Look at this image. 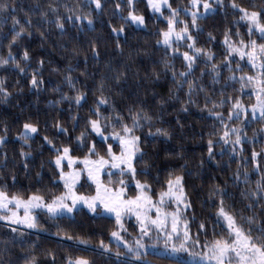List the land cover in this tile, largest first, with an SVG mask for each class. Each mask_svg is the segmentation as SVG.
Wrapping results in <instances>:
<instances>
[{
  "label": "trees",
  "instance_id": "trees-1",
  "mask_svg": "<svg viewBox=\"0 0 264 264\" xmlns=\"http://www.w3.org/2000/svg\"><path fill=\"white\" fill-rule=\"evenodd\" d=\"M0 2H6L10 8L16 7L14 14L21 23L26 13L32 20L29 29L31 35L27 32L22 34L18 43L11 48L12 56L21 67L26 68L25 73H20L11 61L6 66H0V78L4 79L3 86L10 93L6 100L0 93V136L5 137L0 142V189L9 195L16 193L25 198L38 190L39 194L49 199L53 194H60L63 185L53 162L57 153L43 138L48 136L53 139L57 148L69 146L71 154L78 157L84 156L88 151L87 145L93 142L97 151L104 152L107 143L86 127L87 120L96 118L98 109L101 123L107 126L106 134L111 133L109 120L115 122L118 115L131 126L130 108L132 112L139 110L141 116L147 113L152 117L150 121L141 119V126L135 133L140 137V147L144 152L135 162L136 180L147 182L151 186L150 194L156 199V193L166 187L165 181L170 173L173 178L175 175L183 177L185 200L192 206L185 208L183 219L188 221L187 229L194 239L200 241L201 248L206 241L227 234L226 223L217 215L221 190L225 210L234 214L245 228L247 216L256 214L259 218L264 215L255 205L248 208L249 204L258 203L255 197L249 196L251 191L256 190V182L264 183V130L261 129L264 122L260 116L253 118L250 111L247 117L242 113L239 121L235 118L228 121L230 104L226 102L214 106L219 105L222 94L224 97L240 96L245 105L256 103L253 87L248 85L244 76V73L255 74L251 71V65L238 54H233L229 61L224 60L227 54V45L224 44L226 30L230 32V42L238 46L241 39H249L247 22L239 19L241 14L231 7L230 0H221V3L215 1L213 11L199 16L197 28L191 27L192 19L185 11L190 7L188 0H168L171 8L179 13L176 28H183L187 24L189 34L195 37V47L208 49L215 57L212 61H207L203 56L197 57L192 74L187 77L195 81L190 97L185 96L188 90L186 81L183 88L177 91L172 72L185 70L182 53L189 51L192 54L188 48L191 41L174 42L171 49L157 43L162 37L161 31L167 29V18L171 16L169 7L157 15L150 13L146 0H134L135 13L145 17V24L136 27L130 20L125 22L129 11L127 0H101L103 6L100 9H96L91 0ZM235 2L246 8L260 4V0ZM118 3L121 5L119 10L116 8ZM49 5L55 6L56 11L53 12ZM40 12H45V16L41 17ZM77 15L89 16L92 25L89 26L86 20L76 21ZM57 16L64 24L63 31L56 27ZM69 17L72 19L69 20ZM122 25L123 33L112 32L113 27L118 29ZM11 28V19L5 24L3 14H0V33H7L10 39ZM238 31L239 36L236 35ZM251 38L258 44L264 43L258 32H254ZM8 39L0 40V57L8 56ZM93 42L97 44V56L91 52ZM177 48L179 54L174 55ZM25 50L30 56L28 61L22 59ZM41 60L42 66L39 64ZM165 60L168 61L167 68ZM212 64L218 66L216 80L213 79ZM237 64L241 66V71H236ZM36 69H39L37 79L42 83L33 87L29 81ZM259 71L257 68L256 72ZM119 73L124 75L117 83L115 77ZM157 75L159 79L155 78ZM68 76L72 77V85L67 80ZM230 76L235 79H228ZM100 81L104 83L103 89L99 87ZM201 88L203 91H200ZM77 92L85 94L79 105L74 99ZM173 92L176 97L170 99ZM65 96L71 99H64ZM98 98H106L108 103L99 104ZM185 100L192 101L184 105L187 111L181 108ZM209 108L223 114L227 128L209 114ZM73 116L79 119L73 120ZM57 120L67 129V133L57 132L53 127ZM25 122L34 123L39 128L38 133L29 137L27 144L19 138ZM115 126L119 127L118 124ZM157 127L168 129L170 138L155 134ZM233 127H239V134L243 137L242 143L235 146L239 155L233 154L232 143L225 145L219 140L223 131ZM81 132H85L84 146L76 140ZM150 132L153 135H149ZM209 139L216 141L211 159L208 153ZM231 139H235V134ZM107 142L119 149V143L111 137L107 138ZM21 149L29 155L21 158ZM253 150L259 154L258 165L255 166L251 161ZM246 169L247 178L244 176ZM237 172L239 179L236 178ZM114 173L113 180L118 182L123 179L128 195H136L137 189L131 183L132 176ZM102 180L107 183L108 174H104ZM86 186L91 193L92 185L86 181L78 189L85 191ZM213 191L216 195L210 196ZM261 199H264V195ZM242 217L245 219L242 220ZM35 218L37 227L32 231L17 229L13 232V227L0 223V260L5 264L9 261L11 264H23L24 259L31 256L36 257L37 264H52L53 259L55 264H67L69 259L76 257L86 258L90 264H143L145 259L148 264H176V258L149 252L141 253V260L126 254L122 247L110 240V233L117 228L115 219L93 214L83 207L76 209L71 216H49L40 211ZM201 223L206 225V229H199ZM124 226L127 229L122 233L124 239L140 236L134 221L124 220ZM69 236L72 239H68ZM100 241L108 244L111 251L105 253L99 247ZM117 250L125 255L117 257ZM49 251L54 257L47 255Z\"/></svg>",
  "mask_w": 264,
  "mask_h": 264
},
{
  "label": "snow or ice",
  "instance_id": "snow-or-ice-1",
  "mask_svg": "<svg viewBox=\"0 0 264 264\" xmlns=\"http://www.w3.org/2000/svg\"><path fill=\"white\" fill-rule=\"evenodd\" d=\"M217 3H221V0H216ZM91 3L95 4L96 9L102 8L101 0H91ZM129 5V11L125 22L130 20L134 24H145V17L140 14H136L133 8L134 0H127ZM148 6L154 12H161L163 5H168L171 9V16L167 18V30L161 31L162 41H157V43H163L167 48L171 49L172 47V37L175 36L176 40H181L185 36L188 41L191 43L188 44V48L192 50L190 55L189 51H184L182 53L185 64V70L177 73L176 71L172 72V78L175 83L177 91L181 90L184 86L185 81L187 82V92L185 96L190 97L191 93L195 86L194 80H188L187 77L192 74L193 66L198 56H203L207 61H212L215 57L214 54L203 48L195 47V37L189 34V26L184 25L183 28H180L179 31L175 30L176 18L179 15L178 10L171 8V5L168 4V0H147ZM191 8H197L202 3V6L207 13L212 8V3L210 0H188ZM231 7L236 9L241 14L239 19L246 21L249 32V39L247 41L241 39L239 41V46L235 43L230 42L231 35L228 30L225 31L224 44L227 45V54L224 56L225 61H229L233 54H238L242 59L247 57L248 63L251 65V71L255 74L244 73V76L247 77L248 85L253 87L252 94L256 97V103L245 105L242 103L241 97L228 96L224 97L221 95L219 105L221 106L224 103H229L230 107L228 109V121L235 118L237 121L241 119V114L243 113L245 117L248 115L249 109L255 117L257 111L260 113V120L264 122V43H257L255 39H252L254 32L260 34V39L264 40V0H260L259 6L252 4L250 8L243 7L235 2V0H230ZM53 12L56 11V7L49 5ZM121 5L118 3L116 5L117 10H119ZM191 9H188L190 11ZM17 12L16 7H9L6 2H0V14H3V22L6 24L11 19L12 28H11V38L8 39L7 33H0V40L8 39L7 47L9 48L8 56L0 57V66H6L11 63L18 69L20 73H25L26 68L21 67L20 63L12 56L11 48L16 45L19 39L22 37V34L28 33L31 35L29 29L32 27V20L25 14V20L21 23V20L14 13ZM192 15V28H197L196 23L197 19L201 15L198 11L191 12ZM40 16L44 17L45 12H40ZM69 20L72 18L69 17ZM76 21L86 20L88 25L91 26L93 21L89 16H79L75 17ZM56 27L61 31L64 30V24L61 22V17L57 16ZM181 23H184L181 21ZM17 27L19 30L17 31ZM113 33H123V25L120 28H112ZM43 35V33L41 34ZM210 38L214 39V37ZM239 36V31L236 33ZM119 48V43H117ZM91 52L94 56L98 55L97 44L93 42L91 44ZM179 54V49L174 50V55ZM22 59L28 61L30 59L29 53L25 50L22 54ZM39 64L42 66L43 61H39ZM165 68L168 67V61H164ZM257 67L260 71L256 72ZM211 69L213 72V79L216 80L218 76V66L217 64H212ZM56 69H53L55 71ZM231 70V68H230ZM39 69L33 71V75L29 84L33 87H36L42 83V80L37 79L36 72ZM69 71L71 68L69 67ZM236 71H241V66L237 64ZM124 73H119L115 77L117 83L120 82L121 76ZM244 76L241 77L243 81ZM179 77V78H178ZM159 79L157 75L155 77ZM228 79H235L234 76L228 77ZM67 80L70 85H72V77L68 76ZM4 79L0 78V93H3V99H7L10 95L7 88L3 86ZM245 85L242 83V87ZM74 87V85H73ZM99 87L103 89V81L99 82ZM203 91V88L200 89ZM85 94L82 92H77L74 99L77 105L84 99ZM176 97V93L173 92L170 95V99ZM64 99H71L67 96L63 97ZM234 101V102H233ZM99 104H107L108 100L106 98H98ZM59 103V101H57ZM163 103V101H159ZM192 103L190 100H185L181 104V108L184 111H187V108L184 107L185 104ZM209 114L212 115L215 119L219 120L221 124H227L224 120L223 114L220 112L214 111L212 108L208 109ZM129 115L131 119V126L129 123L124 122L122 116H117L115 122L109 120V125L112 126L111 133L106 134L107 126L101 123V113L97 109L95 112L96 118L88 119L86 122V127H89L92 132L97 136L104 137L105 143H107V149L104 152L97 151L95 143L87 145L88 151L83 158L72 156L70 153L72 149L69 146H62L57 148L54 144L53 139L45 136L44 141L51 146V148L57 153L54 157V163L56 169L59 172V180L63 183L65 191L60 194H53L51 198H46L45 195L39 194V190L35 193L28 194L26 198L22 195L13 193L9 195L3 189H0V209L6 211L7 214L0 215V220L10 221L12 224H23L28 228H36V218L33 215V209H44L50 216H57L64 212L71 213L78 203L83 202V204L89 209L90 212H97L98 209H103V211L113 214L115 216L116 225L123 229L124 224L122 218L125 215H134L137 223L140 225V236L135 240V246L133 247L127 241H124V247L127 249L128 253H131L137 260H141V249H145L147 245L143 243L145 237L151 238L150 234L153 230V227L158 233H164V244L163 247L165 251L170 255H176L179 253H186L189 257L200 258L199 264H264V215H261L259 218L256 214L249 215L246 217L247 228L243 224L237 221V218L234 214H231L225 210L224 200H223V191L221 190V200L220 206L217 209L218 217H222L227 227V234L221 235L219 238L213 239L211 241H206L203 245L202 251L197 252L195 249L200 247V241L194 239L188 230H183L181 235V229L179 228V223L182 222L187 229L188 221L186 219H181L182 214L179 211V208L175 211L168 212L165 210V204L175 202L177 204L184 203L185 208H191V203L186 202L185 197L186 193L183 186V177L181 175H175L172 177L171 173L169 178L165 181L166 187L162 188L161 191L156 193V199L150 194L151 186L141 181L136 180L137 169L135 167V162L139 157L144 155L142 148L140 147V137L137 136L136 130L141 126L139 121L141 119L145 121H150L152 119L147 113H144L141 116L140 111L132 112L129 108ZM73 120H78L77 116L72 117ZM179 123V121H177ZM119 125L116 127L115 125ZM53 127L57 132L67 133V129L63 128L60 121H56ZM181 127H183L181 125ZM261 129L264 130V123L261 124ZM23 130L20 133V139L24 141L25 144L28 143L30 134L38 133L39 128L36 124L31 122H25L23 124ZM240 128L233 127L222 132L219 136V140L223 141L225 145L232 143L233 149L232 152L235 155H239L236 151L235 146L242 143L243 137L239 134ZM155 134L161 135L165 138H170V131L166 128L157 127L155 129ZM235 134V139L232 140L231 136ZM111 136L112 140L119 142V152L117 153L114 148L115 145L107 142V137ZM153 135V133H149ZM215 135V133H213ZM84 136L85 132H81L80 136L76 137V140L84 146ZM5 139L4 136H0V142H3ZM216 141L209 139L208 140V153L209 158H212L213 149L215 147ZM29 153H26L21 149L20 156L24 158L28 156ZM258 153L253 150L251 153L252 164L258 165ZM93 157H95L93 159ZM67 160V168L69 171H64L62 162ZM77 161L83 165V168H75L74 164ZM239 164V161H237ZM4 164L7 165V158H4ZM105 166H109L107 169L108 181L105 183L101 179L102 171L105 170ZM27 168V164H25ZM112 169L119 170L121 176H125L128 173H131L132 179L135 181L137 194L132 197H128L125 192V181L120 179L118 182L113 180L115 175L112 172ZM86 173L88 181L95 185V195L84 196L78 195L74 190L77 186L78 181ZM39 176V173H37ZM244 176L247 178L248 170L244 172ZM236 178L239 179V173L237 172ZM13 179L15 177L13 176ZM264 179V177H262ZM216 195V192L213 191L210 193V196ZM264 195V183L261 181L256 182V190L249 193L250 197H255L258 203L249 204L248 208H253L254 205L259 208L261 212H264V199H261V196ZM68 201H71L69 203ZM22 210L23 215L20 214ZM155 211V216L150 215L151 211ZM169 219L171 221L170 230L166 227ZM242 220L245 218H241ZM200 230L206 229V225L201 223L199 225ZM126 230V229H125ZM13 232H16L17 229L13 228ZM110 235L117 241L122 240L118 231H112ZM68 239H72L71 236ZM99 247L104 249L105 253L111 251L109 245L100 241ZM47 255L53 256L52 252H48ZM125 253L117 250L116 256H122ZM0 264H5L4 261L0 260ZM8 264H11L9 261ZM23 264H37L36 257L31 256L25 258ZM52 264H55V259H53ZM68 264H90V261L86 258L76 257L75 260H68ZM143 264H148V261L143 260ZM176 264H183L178 257Z\"/></svg>",
  "mask_w": 264,
  "mask_h": 264
},
{
  "label": "rangeland",
  "instance_id": "rangeland-1",
  "mask_svg": "<svg viewBox=\"0 0 264 264\" xmlns=\"http://www.w3.org/2000/svg\"><path fill=\"white\" fill-rule=\"evenodd\" d=\"M146 1H147V0H146ZM215 1H216V0H210V3H212V8H211V10H209L207 13H209V12H211V11L214 10V8H215V5H214ZM147 4H148V3H147ZM167 7H168V5H163L162 8H161V12L157 13V12H154L152 9H150L149 6H148L150 13H154V14H157V15H160V14L162 13V10H163L164 8H167ZM188 9H191V10L188 11ZM188 9H186L185 11H186V13L191 17V19H192L191 12L198 11V12L201 14L200 16H203V15L206 14V13H205V10H204V8H203V6H202V3H201L200 6L198 7V9H197V8H191V5H190V7H189ZM176 21H177V18H176ZM130 22H131V21H130ZM131 23H132V22H131ZM132 24H133L134 26H136V27H142V26H143V25H140V24H134V23H132ZM183 26H184V25H183ZM166 30H167V29H166ZM175 30H176V31H179V29L176 28V24H175ZM186 39H187V37L185 36V37H184L183 39H181V40H176L175 36H173V37H172V43H174V42H181V41L186 40ZM160 41H162V37H161ZM161 44H163V43L161 42ZM163 45H164V44H163ZM237 46H238V45H237ZM239 57H240V56H239ZM244 59L247 61V57H244ZM247 62H248V61H247ZM257 68H259V67H257ZM249 111L251 112L250 109H249ZM251 116L253 117L252 113H251ZM259 116H260V113H259V111H257L256 114H255V117H259ZM22 131H24V130L22 129ZM34 134H35V133L30 134V136H33ZM98 137L101 138V139H103V140H105L104 137H100V136H98ZM108 137H111V136L109 135ZM108 137H107V138H108ZM117 142H118V141H117ZM118 143H119V142H118ZM114 150H115L117 153L119 152V149H115V148H114ZM70 154H71V153H70ZM71 155H72V154H71ZM72 156H74V155H72ZM75 157H78V156H75ZM83 157H84V156H81V157H79V158H83ZM94 158H95V157H93V159H94ZM53 162H54V161H53ZM54 164H55V163H54ZM62 165H63L64 171H66V172L69 171V169L67 168V160H64V161L62 162ZM74 167H75V168H83V165L80 164V163L77 161V163L74 164ZM108 167H109V166H105V170L102 171L101 179H102V177H103L104 174H107V169H108ZM111 171H112V172H119V170H117V169H112ZM128 174H129L130 176H132L131 173H128ZM59 181H60V180H59ZM84 181H86V182H88V183H90V184L92 185L93 190H92L91 193L89 192L87 186L84 187L85 191H84V190H79V189H78V187H79L80 185H82V183H83ZM60 182H61V181H60ZM61 183H62V182H61ZM131 183L136 187L135 181H134L133 179L131 180ZM62 185H63V183H62ZM83 185H85V184H83ZM124 187H125L126 195H127L128 197H132V196H129V195H128V189H127V186L124 185ZM136 189H137V188H136ZM74 190L76 191V193H77L78 195H84V196H92V195H95V185H93L90 181H88L86 173L81 177L80 181H78L77 186H76V188H75ZM63 191H65L64 187H63ZM63 191H62V192H63ZM137 191H138V190H137ZM136 194H137V193H136ZM134 196H135V195H134ZM68 202L71 203V201H68ZM80 207H83V208H85L86 210L89 211V209L83 204V202H80V203L77 204V206L74 208V210H73L71 213L64 212V213H62V214H60V215L71 216V215H73V213L75 212V210L78 209V208H80ZM164 207H165V210L168 211V212L175 211V210L177 209V207H178L180 213L182 214L181 219L183 220V214H184V211H185L184 203L177 204V203H175V202H171V203H166ZM40 211L45 212L47 215H49V214L47 213L46 210H44V209H39V208H37V209H33V215L35 216V215H36L38 212H40ZM89 212H90V211H89ZM91 213H93V214L107 215V216L113 217V218L115 219V216H114L113 214H110V213H108V212H105V211H103V209H98L97 212H91ZM5 214H7L6 211L3 210V209H0V215H5ZM20 214L23 215L22 210L20 211ZM150 215H152V216L154 217V216H155V211H154V210L151 211V212H150ZM49 216H50V215H49ZM57 216H59V215H57ZM127 219H128V220H132V221H134V222L137 224V229H138V231L140 232V225L137 223L135 216H134V215H125V216L122 218V222H123V224H124V220H127ZM115 221H116V220H115ZM0 223H1V224L8 225V226L13 227V228H16V229L25 230V231H32V230L34 229V228H28L26 225H23V224H12L10 221L0 220ZM166 227L170 230V228H171V221H170V219H169V222H168V224H167ZM179 228L182 230V231H181V235H182L183 230H188V229H185V225H184L182 222L179 223ZM125 229H126L125 226H124L123 229H121V228H119V227L117 226V228L115 229V231H118L119 234H120V236L122 237V233H123V231H125ZM126 231H127V229H126ZM131 237H133V235H131ZM136 237H137V236H136ZM150 237H151V238L145 237V238L143 239L142 242L145 243V244L147 245V247H146L145 249H141V250H140L141 253H147V252H149V253H153V254L158 255V256H167V257L176 258V259H177V257H178L180 260H184L185 262H188V263H190V264H199V260H200V258H199L198 256H196V257H189L186 253H179V254H176V255H170V254H168V253L165 251L164 247H163L165 234H164V233H158V232L155 230L154 227H153V230H152V232H151V234H150ZM137 238H138V237H137ZM146 239H147V240H146ZM110 240H111L112 242H114L115 244H117L118 246L122 247L123 250H124V252H125L126 254H129V255H130L131 253H128V252H127V249L124 247V241H127L129 244H131V245L134 247V246H135V240H136V238H133V239H130V240H126V239H124V238L122 237V240L117 241V240H115L112 236H110ZM195 251H197V252H201V251H202V248H201V247H197V248L195 249ZM71 260L74 261L75 258H73V259H71ZM67 264H68V263H67Z\"/></svg>",
  "mask_w": 264,
  "mask_h": 264
}]
</instances>
